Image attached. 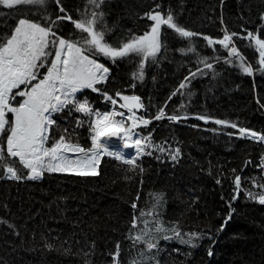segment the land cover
I'll return each mask as SVG.
<instances>
[{
  "label": "trees",
  "instance_id": "1",
  "mask_svg": "<svg viewBox=\"0 0 264 264\" xmlns=\"http://www.w3.org/2000/svg\"><path fill=\"white\" fill-rule=\"evenodd\" d=\"M60 6L73 19L93 10L88 0H61L60 5L48 0L45 9L0 6V36L10 34L20 18L52 26L45 12L56 20L64 15ZM95 10L104 13L97 27L110 29L106 40L112 44L150 31L149 12L166 15L171 11L180 25L198 35L182 40L162 26L163 46L145 62L142 80L134 77L141 57L114 62L99 55L98 62L109 68L107 81L96 85L98 93L85 90L76 96L101 113L109 112L104 93L140 98L143 116L151 121L140 134L150 137L153 146L145 149L151 155L136 160L139 167L133 169L105 155L98 175L45 172L39 180L9 179L0 168V264H113L117 244L120 264L133 260L141 264H264V205L247 195L264 192L257 186L264 184V142L242 138L237 130L209 121H227L264 133V72L255 70L260 66L254 43L241 38L248 32L264 38V0H104ZM52 27L59 36L86 35L67 20ZM225 30L237 34L233 44L253 66L252 75L244 73L239 60L229 58L222 45H209L203 39H222ZM189 44L194 52L186 51ZM229 59L231 63L226 62ZM50 60L51 55L37 69L38 79L46 74ZM182 83L186 86L181 89ZM161 110L167 116L203 117L207 122L154 120ZM51 118L55 123L49 129V145L65 135L82 147H91L89 118L73 105ZM77 120L84 123L77 126ZM176 148L180 155L172 160ZM8 163L19 168L22 176L27 174L17 159L9 157ZM236 176L241 177L239 189ZM157 195L163 196L159 205ZM154 206L158 217L140 215ZM134 217H140L136 228L132 227ZM155 219L166 228L178 227L185 240L187 234L196 233L195 247L177 238L161 239L159 252L134 245L129 237L144 228L143 221ZM153 255L154 260L147 259Z\"/></svg>",
  "mask_w": 264,
  "mask_h": 264
},
{
  "label": "snow or ice",
  "instance_id": "2",
  "mask_svg": "<svg viewBox=\"0 0 264 264\" xmlns=\"http://www.w3.org/2000/svg\"><path fill=\"white\" fill-rule=\"evenodd\" d=\"M60 5L61 0H55ZM48 0H0V6L13 9L17 6H33L35 8L45 9ZM93 10L83 12L80 19H73L68 15L63 6L59 7V11L64 13L57 16L56 20H52L45 12V19L51 21V25L55 26L59 21H69L75 29L82 35L79 39L72 37L59 36L53 27L48 24H41L28 18L18 19V24L14 30L6 35L0 36V168H3L4 174L9 179L21 180H39L42 179L45 172H68L78 176H95L98 175V167L103 156H112L116 160L122 161L124 164L139 167L136 160L142 155H151L145 152V149L152 147L151 138L133 139L136 133L134 129L139 125H148L150 119L137 117L133 109L143 107L140 98L137 96H126L117 93V96L124 101L120 105L121 108L127 109L130 113L127 117L123 112L111 111L103 112L94 110L87 99L81 101L77 99L76 93L83 89H91L93 92H99L96 87L107 81L109 68L103 63L98 62L97 55L116 61L117 59L139 56L141 61L139 64V73H134V77L143 79V69L145 62L149 57L155 58L160 52L163 42L162 26L173 32L182 40L191 41L198 34L187 30L180 25L171 11L166 15L160 12H149L147 18L153 21L150 31H146L143 35H131L124 42L112 44L106 40V35L110 31L107 26L97 27L103 19L104 13L96 11L100 9L104 0H88ZM264 19V16H261ZM236 33H227L222 39L213 40L208 36L203 39L209 45L219 44L228 50V57H236L239 60V67L248 75H252L254 68L247 63L245 57L240 54L237 47L233 44V37ZM50 37L52 39H50ZM242 39L251 40L259 53V70L264 72V38L259 35L248 32ZM231 45V47H230ZM52 47L54 52L48 51ZM185 51V49H181ZM187 52H194L195 49L191 44L186 49ZM54 58L47 61L48 66L46 74L38 79L41 75L37 72L38 68L44 67L48 56ZM206 67L212 68L211 64H207L206 60H202ZM231 63V59L226 60ZM195 75V73H193ZM37 81L36 83H32ZM29 86L22 88L21 86ZM186 85L181 84L180 88ZM16 89L17 91H13ZM105 97L111 101L113 105L117 103L115 99L104 93ZM175 95V93H173ZM17 96L22 97V102H17V106L11 103ZM68 105H73L76 112L82 113L89 118V129L91 132V147H82L79 143L61 135L50 145L49 129L55 123L51 118L52 113L62 112ZM70 112L72 109L69 110ZM11 113V117L8 114ZM120 116L123 119L117 120ZM165 117L163 110L155 116L156 120ZM205 119L203 117H198ZM167 119L177 121V116H168ZM131 121V125H126V121ZM207 122V120H206ZM218 125L237 128L236 124H230L227 121L216 120ZM83 120H77V126H81ZM242 138L251 139L256 142H264V133L253 131L248 128H238ZM67 132V130H65ZM116 137L123 141L124 148L134 149L135 158H126L123 152H112L106 143V139ZM158 147V146H157ZM160 151H164L163 148ZM77 154L76 158L70 159L66 153ZM6 153V155H5ZM180 155V149L176 148L175 153L171 156L172 160H176ZM15 158L19 164L28 172L25 176L21 175V170L14 164L8 163V158ZM261 167H264V158H262ZM143 171L142 168H140ZM219 183V181H217ZM236 187L239 189L241 177H235ZM264 188V184L257 185ZM247 195L258 200V203L264 205V192L260 194L247 193ZM156 205L162 200V195L154 197ZM132 207L137 206L134 203ZM156 215L155 206L149 213H141V216ZM140 217H134L133 228L137 227L136 221ZM144 228L129 238L134 245L143 244L148 252H159V242L161 239L165 241L177 238L181 243H192L193 238H198L196 233H189L188 239L185 240L181 235L178 227L166 228L163 224L155 219L152 222L143 221ZM155 225L154 229L149 224ZM227 223V221H225ZM172 233L169 235L168 233ZM160 233L162 235H155ZM48 247H51L50 245ZM209 256L212 252L209 251ZM141 257L145 253L140 252ZM120 245L117 244L116 252L113 254V264H120ZM154 260L155 255L148 257ZM130 264H141L138 260H133ZM159 264V261L156 262Z\"/></svg>",
  "mask_w": 264,
  "mask_h": 264
},
{
  "label": "built area",
  "instance_id": "3",
  "mask_svg": "<svg viewBox=\"0 0 264 264\" xmlns=\"http://www.w3.org/2000/svg\"><path fill=\"white\" fill-rule=\"evenodd\" d=\"M103 96L105 97V95L103 94ZM109 96V95H108ZM113 99H115L116 101L118 100V96L117 95H115L114 97H112ZM105 99H107L106 97H105ZM108 100V99H107ZM110 103H111V101L110 100H108ZM120 103L117 101V103L115 104V105H113L112 103L110 104V112L111 111H117V112H123L124 114H125V116H127L128 115V111H127V109H125V108H121L120 107ZM115 106H118V107H120V110L118 111V110H115L114 109V107ZM133 111H134V109H133ZM164 112V111H163ZM135 114H136V116L137 117H144L143 116V110L142 109H140V110H136L135 111ZM167 115L165 114V117L164 118H162V119H160V120H163V119H167ZM123 118V117H122ZM180 119H187V118H193V117H179ZM154 120H156V119H154ZM167 120H169V119H167ZM179 120V119H178ZM150 124V123H149ZM149 124L148 125H143L142 127H148L149 126ZM131 125V124H130ZM142 127H136L135 128V130H136V134L138 135V138H142L141 137V135L138 133L139 132V130H140V128H142ZM258 201V200H257Z\"/></svg>",
  "mask_w": 264,
  "mask_h": 264
},
{
  "label": "rangeland",
  "instance_id": "4",
  "mask_svg": "<svg viewBox=\"0 0 264 264\" xmlns=\"http://www.w3.org/2000/svg\"><path fill=\"white\" fill-rule=\"evenodd\" d=\"M163 15V14H162ZM48 51H50V52H54L55 51V49L54 48H52V47H50L49 48V50ZM54 57L52 56V59H53ZM99 58H101V57H99V55H97L96 56V59L98 60ZM50 66V65H49ZM37 81H35V83H36ZM34 84V83H33ZM21 87H23V88H26V87H29V86H25V85H22ZM14 92L15 91H17L16 89H14L13 90ZM78 93H80V92H78ZM78 93H76V95L78 94ZM22 100H23V98L22 97H19V96H17L14 100H12L11 101V103L13 104V106H17V102L19 101V102H22ZM136 110L134 109V112H135ZM110 112V111H109ZM8 115H10V117H11V113H9ZM128 115H130V113H128ZM127 115V116H128ZM127 116H125V117H127ZM116 118H118V120H120V119H123L122 117H120V116H117ZM130 124H131V121L129 120V121H126V125H128V126H130ZM143 126V124H141V125H139L138 127H142ZM134 132L136 133V130L134 129ZM138 137V135L136 134V135H134V137H133V139H136ZM110 151H112V150H110ZM112 152H117V151H112ZM131 157H135V151H133V153H132V155H131ZM56 173H59V172H56ZM62 173V172H61Z\"/></svg>",
  "mask_w": 264,
  "mask_h": 264
},
{
  "label": "bare ground",
  "instance_id": "5",
  "mask_svg": "<svg viewBox=\"0 0 264 264\" xmlns=\"http://www.w3.org/2000/svg\"><path fill=\"white\" fill-rule=\"evenodd\" d=\"M108 147H109V150H112V151H119V152H123L125 157L128 155V152L125 150L124 146H123V141L120 140V143L117 144V145H111L109 143H107ZM66 155L70 158V159H75L77 154H73L71 152L69 153H66ZM68 173V172H67Z\"/></svg>",
  "mask_w": 264,
  "mask_h": 264
},
{
  "label": "water",
  "instance_id": "6",
  "mask_svg": "<svg viewBox=\"0 0 264 264\" xmlns=\"http://www.w3.org/2000/svg\"><path fill=\"white\" fill-rule=\"evenodd\" d=\"M120 100H121V99H120ZM121 101L124 103L123 100H121ZM52 114H53V113H52ZM211 122H212V123H215L214 121H211ZM230 128H232V127H230ZM233 129H235V130L238 131V128H233ZM238 132H239V131H238ZM106 143H109V144H111V145H117V144L120 143V139H117L116 137H112V138H110V139H106ZM125 150L128 152L129 155H132V153H133V149L125 148ZM97 171H98V169H97ZM60 173H61V172H60ZM62 173L75 175V174L67 173V172H62ZM76 176H78V175H76Z\"/></svg>",
  "mask_w": 264,
  "mask_h": 264
}]
</instances>
